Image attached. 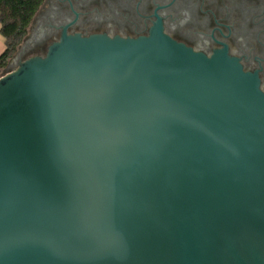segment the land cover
I'll return each instance as SVG.
<instances>
[{"label": "water", "instance_id": "water-1", "mask_svg": "<svg viewBox=\"0 0 264 264\" xmlns=\"http://www.w3.org/2000/svg\"><path fill=\"white\" fill-rule=\"evenodd\" d=\"M0 264H264V91L153 31L63 34L0 77Z\"/></svg>", "mask_w": 264, "mask_h": 264}, {"label": "flooded vegetation", "instance_id": "flooded-vegetation-1", "mask_svg": "<svg viewBox=\"0 0 264 264\" xmlns=\"http://www.w3.org/2000/svg\"><path fill=\"white\" fill-rule=\"evenodd\" d=\"M155 30L207 57L225 50L264 91V0H43L5 67L44 56L63 34L136 39Z\"/></svg>", "mask_w": 264, "mask_h": 264}, {"label": "trees", "instance_id": "trees-1", "mask_svg": "<svg viewBox=\"0 0 264 264\" xmlns=\"http://www.w3.org/2000/svg\"><path fill=\"white\" fill-rule=\"evenodd\" d=\"M43 0H0V37L4 50L0 54V70L13 56L26 35L28 26Z\"/></svg>", "mask_w": 264, "mask_h": 264}, {"label": "rangeland", "instance_id": "rangeland-1", "mask_svg": "<svg viewBox=\"0 0 264 264\" xmlns=\"http://www.w3.org/2000/svg\"><path fill=\"white\" fill-rule=\"evenodd\" d=\"M2 38L0 37V49H1V47H2ZM16 67H14V68H11L10 69V67L8 68V67H4V68H2L1 70H0V77H2V76H4L7 72H9V71H11V70H13V69H15Z\"/></svg>", "mask_w": 264, "mask_h": 264}, {"label": "crops", "instance_id": "crops-1", "mask_svg": "<svg viewBox=\"0 0 264 264\" xmlns=\"http://www.w3.org/2000/svg\"><path fill=\"white\" fill-rule=\"evenodd\" d=\"M2 43H3V40H2ZM3 50H4V45L2 44V47L0 49V54L3 52Z\"/></svg>", "mask_w": 264, "mask_h": 264}]
</instances>
